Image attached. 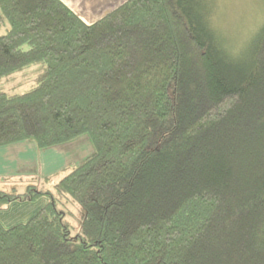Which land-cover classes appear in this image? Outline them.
Returning a JSON list of instances; mask_svg holds the SVG:
<instances>
[{
    "label": "trees",
    "instance_id": "trees-1",
    "mask_svg": "<svg viewBox=\"0 0 264 264\" xmlns=\"http://www.w3.org/2000/svg\"><path fill=\"white\" fill-rule=\"evenodd\" d=\"M216 9L125 0L88 23L0 0V79L30 82L0 89V145L95 147L57 179L0 178V210L47 198L0 223V264H264V21L233 50Z\"/></svg>",
    "mask_w": 264,
    "mask_h": 264
},
{
    "label": "crops",
    "instance_id": "crops-1",
    "mask_svg": "<svg viewBox=\"0 0 264 264\" xmlns=\"http://www.w3.org/2000/svg\"><path fill=\"white\" fill-rule=\"evenodd\" d=\"M86 22L91 23L125 0H63ZM82 151H75V138L59 145L40 148L34 140H21L0 145L1 177H36L38 179L60 173L75 164ZM38 200H15L0 210V223L12 226L28 220L45 203Z\"/></svg>",
    "mask_w": 264,
    "mask_h": 264
},
{
    "label": "rangeland",
    "instance_id": "rangeland-1",
    "mask_svg": "<svg viewBox=\"0 0 264 264\" xmlns=\"http://www.w3.org/2000/svg\"><path fill=\"white\" fill-rule=\"evenodd\" d=\"M216 7L214 14L216 26L226 36L233 50L244 47L256 34L264 21V0H216ZM8 28L9 22L5 19L0 25V33L6 32ZM16 80L19 81L20 76ZM16 80L5 81L4 78L0 79V89L8 92H22L28 88L30 82L26 80L21 86L13 89ZM78 148L82 151L80 157L75 159V164H72L71 167L63 169L56 179L79 165L85 157L94 152L95 147L88 134L75 138V151ZM50 183L48 184L50 185ZM22 188L20 187V189ZM81 213V206L75 203L73 214L68 216L72 220V233L77 232L79 229Z\"/></svg>",
    "mask_w": 264,
    "mask_h": 264
}]
</instances>
